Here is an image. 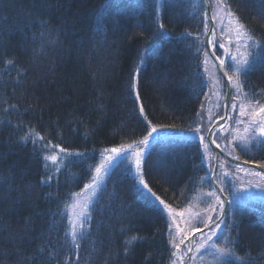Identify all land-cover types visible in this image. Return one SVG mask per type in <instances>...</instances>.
Here are the masks:
<instances>
[{"label": "trees", "instance_id": "16d2710c", "mask_svg": "<svg viewBox=\"0 0 264 264\" xmlns=\"http://www.w3.org/2000/svg\"><path fill=\"white\" fill-rule=\"evenodd\" d=\"M227 2L250 33L264 40V0ZM210 8L212 12L211 2ZM205 11L204 0H0V264H171L172 216L139 184L128 155L113 162L91 198L90 227L79 249L66 235L72 204L89 190L74 194L92 182L102 149L141 141L149 130L145 117L154 125L186 130L157 134L143 155L142 174L151 191L176 215L190 209L191 215L184 220L176 216V222L181 227L195 224L192 214L203 213L209 203L205 194L218 188L220 178L230 193L227 200L237 197L225 210V223L236 224L230 232L236 255L243 264H264V188L240 187L249 181L264 184L251 175L264 171L219 154L213 175V150L203 147L207 128L203 143L191 131L201 123L197 113L202 105L204 118L216 108L210 125L224 112L226 82L210 63L209 71L219 79L214 84L204 72L202 53L196 52L202 45L207 48ZM207 22L209 26V17ZM225 23L214 21L215 52L223 58L219 43L236 51L229 45L235 31L223 30ZM186 31L200 34L199 40L182 38ZM137 66L139 99L129 89ZM241 80L248 99L264 103L259 95L264 56ZM207 91L214 96L205 107ZM228 115L224 125L229 131H215L223 150L232 130L239 128L242 135L244 127L236 123L238 110L229 107ZM30 130L43 141L22 140ZM48 144L78 152L64 160L59 153L61 171L55 173L51 162L44 167V156L59 149L45 151ZM229 151L264 166V144L253 142L245 151L236 142ZM47 175L57 178L44 184ZM201 234L195 235L194 246ZM172 235L179 242L174 226ZM132 236L138 239L126 243ZM215 242L225 246L222 240ZM190 257L187 264H237L211 248L196 252L194 247Z\"/></svg>", "mask_w": 264, "mask_h": 264}, {"label": "snow or ice", "instance_id": "6c2138e0", "mask_svg": "<svg viewBox=\"0 0 264 264\" xmlns=\"http://www.w3.org/2000/svg\"><path fill=\"white\" fill-rule=\"evenodd\" d=\"M213 4L211 19L213 21L220 20L221 23L223 21H227L228 24H234L235 28V41L233 42L232 37L229 36V45L234 46L236 48L235 53L230 51L228 48H225L223 43H219V48L224 49V58L221 56L214 55L215 50L217 49V39H216V28L213 26L211 29V33H209V26L207 22V17L209 13L205 11L203 13L204 20V31L203 35L208 37L206 43L211 46L212 56L209 55V49L204 47L196 48V52L198 54L203 55V66L204 72L207 73L208 77L213 80L214 84L219 83V79L216 77L214 72H210L208 65L211 63L214 69H217L221 75L226 78L228 88H229V96L231 99L226 100L223 107L225 109V116H221V120L231 119V116L228 115L227 110L230 107L232 112H236L238 110V115L240 119L236 121L237 124H243V134L240 133V129H233V134L231 140H229L228 145L225 146L224 151H228V154L231 155L232 152L229 151V147L233 146L236 142H238L243 150H249L250 146L253 142L264 144V103H261L260 100H251L248 99V93L244 91V81L241 80V76L247 77V74L250 71H253L256 66V62L258 58L264 56V40L257 39L254 35L250 33V31L246 28V26L240 22V18L236 15L235 12L231 10V5L227 2V0H210ZM222 14V15H221ZM264 15V12H262ZM159 28L163 29V23H159ZM231 31V29H230ZM182 35V38L186 37H194L199 40L200 34H193L189 32H185ZM147 51V49H145ZM227 61V63H226ZM8 63H11L9 61ZM140 64L143 63V56L141 55ZM229 68L232 70V74H229ZM139 77H140V68L137 66L135 71L133 72L130 82L129 89L135 95L137 99H139ZM232 93H235L232 96ZM256 95V93H253ZM259 95L264 96V89L259 90ZM219 106V105H218ZM203 107V105L201 106ZM139 112L141 114L144 113V106L141 103L139 105ZM197 116H200V113H197ZM247 118V119H244ZM204 117L200 116L201 124L203 122ZM147 126L149 130L147 134L141 141L136 142L137 149L133 151L134 156V164L138 173H140L139 184L143 189L147 190V192L155 196L154 193L151 192V189L148 187L147 182L145 181L142 174V165H143V155L144 149L150 144L151 140L154 137V134L158 133L159 128L165 127L164 125H154L150 120H147L145 117ZM208 120L211 123L212 116L211 113L208 115ZM215 126H211L208 128V132L211 133L209 136V141L212 144L216 143V136L214 131ZM222 132H228L229 129L225 127L224 124L219 125V128L216 129ZM192 132L199 134L201 132V125L194 129H191ZM29 136L32 137V142L35 143L36 140L43 141V137L39 136V134L34 133L33 131H29L28 134L21 137L22 140L27 141ZM198 139L201 143L204 141L203 135H198ZM45 151H47L50 147H55L59 149V152L52 155H45L44 160L46 163L44 164L45 168L49 167L47 162H51L54 166V172L59 173L61 171L60 168V157L59 153H65L66 155H71L68 153L66 149L60 148L59 145H43ZM205 151L208 150V144H203ZM217 148L220 147L219 144L216 145ZM132 145H120L119 147H113L111 149H105V152L108 153L107 156L101 161V163L95 168V175L93 176L92 182L90 184L85 185V190H89V195L81 200H77L76 203L72 205L74 211L73 215L70 219L69 229L66 232V235L71 238V241L76 249H79L80 244L79 240L85 237L86 230L90 227L91 217L88 211V205L92 202V197L96 196L98 190L101 189V184L104 179V175H107L109 169L113 167V162L120 157L122 153L126 150L132 149ZM79 155V153H77ZM126 158V157H125ZM238 158V157H237ZM239 168V166H237ZM241 171L247 172L246 169H240ZM103 174V175H102ZM213 175H215L213 173ZM251 175L259 176L264 179V172H253ZM55 175H47L42 183L47 184L50 181L56 179ZM216 184L218 188H212L211 191L205 194L206 200L209 201L207 207L203 209V213L196 212L192 214V219L196 221L192 226H187L189 222H186L185 227H181L179 223L176 222V214L172 209L171 205L166 204L163 200H160L158 197L156 198L163 206L164 209L172 216L173 223L170 224L169 227V242L174 249L172 251L171 256V264H184L185 260L189 261L193 259V257L188 256V253L193 252V248L195 247V251L199 252L201 249L211 248L214 250L215 255L218 257L231 256L233 260L237 262V264H243V258L236 255L234 250V241L230 236L231 229L236 227L235 222L231 225L225 223L226 214L224 212L225 204L232 203L237 197L235 195L232 196V200H226V198L230 195V193L225 192L223 188V181L220 178L216 179ZM241 188L250 189L252 187L255 188H264V184L255 183L249 181L247 184L241 185ZM239 188L237 192H239ZM139 191V189H138ZM76 197H80L81 193H75ZM139 195L142 199H146L142 191L139 192ZM222 195L225 198H221ZM79 209L76 211L75 209ZM180 217L183 218L184 213L181 212ZM199 217V219H196ZM203 225V228L207 229V232H202L200 237V243L193 246L191 241L185 244V241L189 240V237L193 236L197 232H201V228L196 225ZM224 226L223 228L221 226ZM173 226L175 232L179 235V242H177V236L172 235ZM220 233V234H218ZM215 238V240H214ZM137 236H132L130 240L126 241V243H131L132 241L137 240ZM216 240H222L225 242V246H220L216 244ZM181 245H185V249L181 250ZM125 252L128 251L126 247ZM77 252V259H78Z\"/></svg>", "mask_w": 264, "mask_h": 264}, {"label": "rangeland", "instance_id": "374dc122", "mask_svg": "<svg viewBox=\"0 0 264 264\" xmlns=\"http://www.w3.org/2000/svg\"><path fill=\"white\" fill-rule=\"evenodd\" d=\"M229 27H233V29L235 28V25L234 24H228V22L226 21V23L224 24V26H223V30H227ZM221 58H223V57H221ZM209 83H211V81H210V79H209ZM208 96V97H207ZM214 96V94H211L209 91H207V93H206V96L205 97H207L205 100H207L208 102H206V104H205V107H207L208 106V104H209V102H210V100L212 99V97ZM217 96H218V93H217V95H216V97H215V99L214 100H217L218 98H217ZM205 108H203V107H201V109H200V116H202V117H204L203 116V110H204ZM216 109V108H215ZM215 109L214 110H212L211 112H210V110H208L207 111V113H206V115H205V118L207 119H203V122H202V124L200 123V125H201V132L199 133V134H197V136L198 135H203V133H202V131H204L206 128H207V131H208V128L210 127V122H209V120H208V115H209V113H214V111H215ZM209 122V123H208ZM207 123H208V125H207ZM184 132V131H186L185 129H177V128H174L173 129V127H171V126H165V127H162V128H159V131H158V133H156V134H154V136H156L157 134H159V133H171V132ZM204 142V141H203ZM120 145H122V144H117V145H112V146H108V147H105L104 149H102V157H103V159L105 158V156H107L108 155V153H106L105 152V149H111V148H113V147H119ZM123 145H132L133 146V148L132 149H129V150H126L124 153H122V155H128V156H130L131 158H132V164H133V169H134V172L136 173V175H137V177H138V181H139V178H140V173H138L137 172V170H136V168H135V164H134V156H133V151L134 150H136L137 149V144L136 143H128V144H123ZM60 148H63V149H66V148H64V147H61L60 146ZM146 149V148H145ZM145 149H144V153H145ZM67 150V152L68 153H72V152H78V150H71V149H66ZM65 156H66V154L65 153H63V160H64V158H65ZM95 175V173L93 174V176ZM93 176L91 177V179H90V181H92V179H93ZM145 190V189H144ZM146 192H147V190H145ZM264 190H262L261 192L262 193H264L263 192ZM152 192V191H151ZM148 193V192H147ZM153 193V192H152ZM152 196V195H151ZM157 202H158V200L156 199L158 196L157 195H155V196H152ZM160 200H162L160 197H158ZM83 201V200H82ZM75 203V202H74ZM73 203V204H74ZM159 203V202H158ZM72 204V205H73ZM72 209H73V207H72ZM76 211H78L79 209L77 208V209H75ZM73 211H74V209H73ZM190 209L187 211V212H185L184 213V216H183V218H182V220H184L185 218H187L189 215H191L190 213ZM194 212V210H192V213ZM180 213H178V215H176L177 217H180V215H179ZM203 232H207V230H204ZM202 233V232H201ZM196 235V234H195ZM200 236V235H199ZM194 238H195V236H194ZM188 242L187 241H185V244H187ZM194 246V245H193ZM185 249V245H182V251ZM194 249V248H193ZM191 254H192V252L189 254V256H191ZM188 259H187V261H186V264L188 263ZM198 264H200V263H198Z\"/></svg>", "mask_w": 264, "mask_h": 264}, {"label": "water", "instance_id": "95a60500", "mask_svg": "<svg viewBox=\"0 0 264 264\" xmlns=\"http://www.w3.org/2000/svg\"><path fill=\"white\" fill-rule=\"evenodd\" d=\"M204 2H205V5H206L207 11H208V13H209V17H210V28H209V33H210L211 28H212V26H213V20L211 19V11H210L209 0H204ZM207 40H208V37L206 36V41H207ZM207 46H208V49H209V51H210V53H211V55H212L213 53H212V50H211V46L208 45V44H207ZM214 55L218 56L216 53H214ZM224 79H225V81H226V78H224ZM226 84H227V81H226ZM229 91H230V90H229V88H228V84H227L226 95H225V101H226V100H229V98H230V96H229ZM227 113H228V110H227ZM223 116H225V109H224V115H223ZM225 119H226V118H225ZM223 121H224V120H221L220 118H218V119H216V120L211 124V126H213V125L215 126L214 131H215V129H216L219 125L222 124ZM211 126H210V127H211ZM210 135H211V133L208 132V134H207V140H208V143H209V145L211 146V148L214 150V157H215V159H214V160H215V165H214V168H213V172L215 171L216 161H217V157H218L219 152H220L221 154H223L224 156L228 157L229 159L233 160V161L240 162V163H246V164L252 163V162H249V161L242 160V159H239V158H237V157L231 156V155H229L228 153H226L224 150H222L220 147L217 148V147H216L217 143H215V144L210 143V141H209V136H210ZM252 164H254V165L257 166L258 168L264 170V166H261V165H259V164H257V163H252ZM215 183H216V182H215ZM216 185H217V184H216ZM223 198H225V197L223 196ZM226 200H227V198H226ZM226 205H227V202H226V204H225V208H226ZM224 211H225V209H224ZM201 229H204V228H201ZM193 237H194V235L191 236L190 239H189V241H191L192 244H193ZM188 256H189V253H188ZM186 261H187V259L185 260L184 264H186Z\"/></svg>", "mask_w": 264, "mask_h": 264}, {"label": "bare ground", "instance_id": "6f19581e", "mask_svg": "<svg viewBox=\"0 0 264 264\" xmlns=\"http://www.w3.org/2000/svg\"><path fill=\"white\" fill-rule=\"evenodd\" d=\"M86 191H88V190L81 189L79 193H81V194H82V193H84V192H86Z\"/></svg>", "mask_w": 264, "mask_h": 264}]
</instances>
